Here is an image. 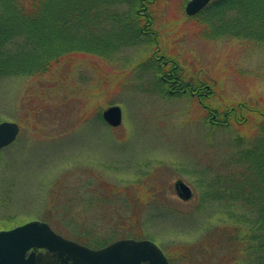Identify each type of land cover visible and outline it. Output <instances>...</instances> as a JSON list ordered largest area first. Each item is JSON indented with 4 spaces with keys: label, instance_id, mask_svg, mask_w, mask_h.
<instances>
[{
    "label": "rangeland",
    "instance_id": "1",
    "mask_svg": "<svg viewBox=\"0 0 264 264\" xmlns=\"http://www.w3.org/2000/svg\"><path fill=\"white\" fill-rule=\"evenodd\" d=\"M189 1L153 0L158 42H112L107 58L76 52L43 75L0 77V123L21 127L0 159V231L39 220L88 246L151 240L170 264H245L239 223L218 193L246 188L227 178L242 171L241 150L262 146L264 40L239 36L235 4L211 16V27L201 21L210 14L187 15ZM155 53L201 98L189 88L174 93L166 70L153 69ZM113 105L123 111L120 127L90 122ZM203 105L227 126L211 123ZM234 106L239 112L226 120ZM179 180L192 199L178 197Z\"/></svg>",
    "mask_w": 264,
    "mask_h": 264
},
{
    "label": "trees",
    "instance_id": "2",
    "mask_svg": "<svg viewBox=\"0 0 264 264\" xmlns=\"http://www.w3.org/2000/svg\"><path fill=\"white\" fill-rule=\"evenodd\" d=\"M152 4L153 0H0V77L6 76L4 73L9 71L7 76L43 75L66 55L76 52L98 53L107 58L115 51L109 48L112 42L116 44L120 41L116 45L119 47L123 44L128 46L136 44L142 36L146 38L149 32L156 33ZM234 4L238 7L239 36L264 40L260 37L264 33V0H215L198 16L210 14L201 21L208 18L205 22L208 21V25L213 27L211 16L215 17L225 8L235 9ZM122 6L125 9L120 12L118 9ZM111 34H114V38ZM129 36L128 43L126 38ZM152 60L154 71L166 70L164 74H167L168 81H184L176 65L170 71L157 64L154 58ZM157 82L160 87L167 84L161 77ZM239 108L247 107L240 105ZM237 112L238 106L227 111L229 116ZM259 113L264 118V111L260 110ZM90 122L107 125L101 112ZM259 132L263 137L262 146L258 148L254 144L251 149L241 150L238 163L242 164L243 169L238 171V176L227 178V182L238 180L239 184H247L243 187L249 190L245 188L241 191V185H238V195L235 197L231 195L226 198V192L225 196L218 193L219 199L229 204L228 216L239 223L236 230L242 235L241 249L247 256L243 261L245 264H264V121L259 126ZM251 155L257 163L247 159ZM220 180H215V183L226 182ZM255 183L260 186L257 187ZM229 188L232 187L222 189L229 191ZM231 197L236 201L230 204L228 200L231 201ZM238 206H242L243 213L238 214ZM73 208V205L63 204L61 209L72 211ZM77 241L80 242L78 238ZM90 246L100 248L106 245L92 243Z\"/></svg>",
    "mask_w": 264,
    "mask_h": 264
},
{
    "label": "water",
    "instance_id": "3",
    "mask_svg": "<svg viewBox=\"0 0 264 264\" xmlns=\"http://www.w3.org/2000/svg\"><path fill=\"white\" fill-rule=\"evenodd\" d=\"M213 0H191L188 16L203 11ZM104 121L112 128L122 125L123 111L113 105L103 111ZM21 132L16 122L0 123V159ZM175 190L180 199L193 197L189 185L179 180ZM0 264H170L162 249L151 240L122 239L104 248L93 249L57 234L48 223L30 221L10 230L0 231Z\"/></svg>",
    "mask_w": 264,
    "mask_h": 264
},
{
    "label": "flooded vegetation",
    "instance_id": "4",
    "mask_svg": "<svg viewBox=\"0 0 264 264\" xmlns=\"http://www.w3.org/2000/svg\"><path fill=\"white\" fill-rule=\"evenodd\" d=\"M155 58H156L157 61L160 62V60L164 59V56L163 55L158 56V53H155ZM163 63H164L163 65L165 67H168L170 65V62H163ZM169 74H170V72H169ZM171 83H173V85L175 87V92L174 93H184L189 88V89L192 90V95L193 96L195 95L198 98H201V96L203 95V94H201V92H198L201 88H197V90H196V88L191 87L189 84H187L186 87L183 88L182 84L181 83H177V81H173ZM202 88H205V87H202ZM210 113L212 114L211 115V119H210L211 123H213L214 125H219V126H227L226 122L222 123L221 120L218 119V116H217L218 114H216L218 112L214 111V113H213L212 111H210ZM223 115H224L225 119L228 120L229 114L228 113H224Z\"/></svg>",
    "mask_w": 264,
    "mask_h": 264
},
{
    "label": "bare ground",
    "instance_id": "5",
    "mask_svg": "<svg viewBox=\"0 0 264 264\" xmlns=\"http://www.w3.org/2000/svg\"><path fill=\"white\" fill-rule=\"evenodd\" d=\"M149 33H150V34L147 35L149 38L152 37V38H153V41H157V42L159 41V40H158V33H155V32H149ZM153 58H154V60H156V58H155V54H154V57H153ZM156 61H157V60H156ZM203 106H204V108L207 109V111H209V112H210L211 109H212L211 107H209V106H207V105H203Z\"/></svg>",
    "mask_w": 264,
    "mask_h": 264
}]
</instances>
